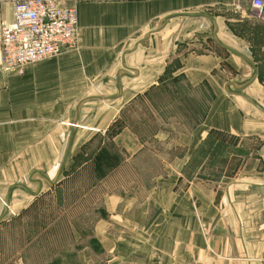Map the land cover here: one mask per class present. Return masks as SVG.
I'll return each instance as SVG.
<instances>
[{"label":"crops","instance_id":"1","mask_svg":"<svg viewBox=\"0 0 264 264\" xmlns=\"http://www.w3.org/2000/svg\"><path fill=\"white\" fill-rule=\"evenodd\" d=\"M14 1L0 0V22L12 23ZM54 2L77 13L76 47L28 65L22 76L0 68V217L9 200L0 223L24 197L38 195L31 192L50 188L43 176L56 175L71 122L77 126L70 152L105 133L177 59L173 74L210 90L206 117L175 134L187 149L145 198L105 200L95 248L80 249L77 262L264 264V13L255 17L235 0ZM226 48L249 58L256 74ZM96 96L116 98L88 99ZM213 135L239 151L230 155L239 165L216 178L209 167L188 166ZM204 171L210 174L202 177Z\"/></svg>","mask_w":264,"mask_h":264},{"label":"rangeland","instance_id":"2","mask_svg":"<svg viewBox=\"0 0 264 264\" xmlns=\"http://www.w3.org/2000/svg\"><path fill=\"white\" fill-rule=\"evenodd\" d=\"M176 60L166 78L126 104L105 133L74 145L55 185L24 197L12 208L0 223V264H78L80 249L95 248L94 228L106 215L105 200L141 201L169 177L165 168L187 149L174 141L175 134L188 133L203 120L212 99L206 85L193 88L173 74ZM226 140L222 135L206 138L188 166L209 167L215 178L223 169L237 167L239 158L230 155L239 151L231 139ZM128 150L138 152L131 156ZM202 173V177L210 174Z\"/></svg>","mask_w":264,"mask_h":264},{"label":"built area","instance_id":"3","mask_svg":"<svg viewBox=\"0 0 264 264\" xmlns=\"http://www.w3.org/2000/svg\"><path fill=\"white\" fill-rule=\"evenodd\" d=\"M260 18L264 0H235ZM77 13L54 0H15L11 24L0 22V68L5 73L24 74L28 65L76 47Z\"/></svg>","mask_w":264,"mask_h":264},{"label":"water","instance_id":"4","mask_svg":"<svg viewBox=\"0 0 264 264\" xmlns=\"http://www.w3.org/2000/svg\"><path fill=\"white\" fill-rule=\"evenodd\" d=\"M226 49L228 51L232 52L233 54H236L237 56L241 57V59H243L244 61L248 62L251 66H253L255 74H256V68L254 66V63L249 58L244 57L242 54H240V53H238V52H236V51H234V50H232L230 48H226ZM252 80H253V78H252ZM249 84H250V82L246 83L245 85H243L241 87H237V90H243ZM114 98H116V96H96V97H91V98H88V99L89 100H108V99H114ZM247 99H249V98L247 97ZM76 126H77V124H76L75 120L70 123V134L68 136V140H67V144H66V148H65V151H64L63 158H62V160L60 162V165H59V167L57 169L55 177L53 179L49 180L48 178L43 176V178L48 182V184L50 186L55 185L58 182V180L60 179V177L62 176V174H63L65 164H66V162L68 160V155H69L70 148H71V145H72V138H73ZM39 191H40V189H38L37 192H31V194L32 195H36V194L39 193ZM8 212H9V200L6 201V204H5V207H4V214L0 217V221L4 218V216H6L8 214Z\"/></svg>","mask_w":264,"mask_h":264}]
</instances>
